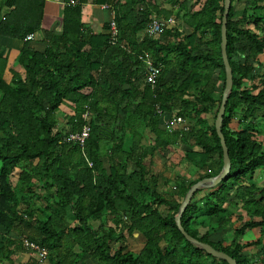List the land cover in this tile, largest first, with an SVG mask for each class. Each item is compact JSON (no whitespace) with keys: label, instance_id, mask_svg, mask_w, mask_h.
Returning <instances> with one entry per match:
<instances>
[{"label":"trees","instance_id":"1","mask_svg":"<svg viewBox=\"0 0 264 264\" xmlns=\"http://www.w3.org/2000/svg\"><path fill=\"white\" fill-rule=\"evenodd\" d=\"M79 1L67 0L61 33L44 50L23 45L11 79L0 74V263L13 264L18 250L29 253L26 239L46 250L45 260L33 255L28 264H228L194 247L174 222L189 186L222 165L214 118L225 78L223 0H164L169 9L151 0H103L114 12V42L109 22L100 33L82 28ZM235 1L243 6L236 8ZM41 14L18 36L35 31ZM155 15H174L183 28L176 24L162 38H139ZM226 37L233 82L221 132L230 171L211 189L194 192L181 225L237 264H264V184L254 177L264 171L258 139V124L264 125V0H231ZM144 53L161 65L155 85L145 82ZM66 102L71 111L60 109ZM173 115L184 119L185 128L165 127ZM84 124L89 134L83 145L68 139ZM172 148L203 172L187 180L147 169L148 157H164ZM161 185L170 188L162 191ZM96 220L97 227L91 223ZM251 229L257 236L240 241ZM124 231L143 237L138 252L127 249ZM226 231L232 234L228 243L215 239ZM246 246L259 251L250 255Z\"/></svg>","mask_w":264,"mask_h":264},{"label":"crops","instance_id":"2","mask_svg":"<svg viewBox=\"0 0 264 264\" xmlns=\"http://www.w3.org/2000/svg\"><path fill=\"white\" fill-rule=\"evenodd\" d=\"M151 1L159 5L163 3L164 9L170 8L168 4L164 3V0ZM79 2L81 6L80 22L82 23V28L91 33L103 32L106 22H109L111 19V13L113 12L111 5L103 0H81ZM103 4H109L110 8H104ZM66 6L67 0H0V74L6 81L11 79V69L16 64L23 45L27 44L33 50L42 51L46 48L52 35L61 33L63 12ZM141 7L143 5H140ZM40 10L42 14L39 17L41 19L38 22L39 27L32 33L26 34L32 37L27 39L26 35L25 37L18 36L20 35L19 31L22 30H19L21 26L22 28H26L27 26L35 25L34 20ZM169 17L176 21L174 15H170ZM176 24H180L181 29L183 28L179 20L176 21ZM176 24L174 22L173 25L175 26ZM11 26L12 28H9ZM12 31H18L17 35L12 34ZM143 35H145L144 30L140 33L139 38ZM156 38H162V36L160 35ZM19 72L23 74L24 69L19 68ZM61 105L67 107L73 104L66 102ZM184 124L187 125L186 122ZM256 176L254 173L255 178ZM32 256L26 250H18L11 255V260L13 264H28ZM0 264H9V262L3 261Z\"/></svg>","mask_w":264,"mask_h":264},{"label":"water","instance_id":"3","mask_svg":"<svg viewBox=\"0 0 264 264\" xmlns=\"http://www.w3.org/2000/svg\"><path fill=\"white\" fill-rule=\"evenodd\" d=\"M230 4H231V0H223V13L221 16V24H220V54L223 63L225 78H224V86L221 93L220 103L214 118V129L219 138L220 146L222 149V156H221L222 165L219 172L216 175L203 177L189 186V188L185 192L179 204L176 214L174 215V222L178 230L184 236V238L188 242H190L194 247L205 251L208 255H211L212 257L223 259L228 264H237L236 260L231 256H229L227 253L217 250L213 248L210 244L199 241L198 239L189 235L181 225V215L185 210L187 204L189 203L194 192H196L199 189H211L217 183H219L223 178H225L228 172L230 171L231 162L228 155V149L225 144V139L221 132L222 116L225 111V104L231 92L232 82H233L232 70L226 53V44H227L226 22H227V14L229 11Z\"/></svg>","mask_w":264,"mask_h":264},{"label":"rangeland","instance_id":"4","mask_svg":"<svg viewBox=\"0 0 264 264\" xmlns=\"http://www.w3.org/2000/svg\"><path fill=\"white\" fill-rule=\"evenodd\" d=\"M193 0H187V2L189 4L192 3ZM234 5L236 8H240L243 6L242 1H235ZM176 18V17H175ZM175 20V19H174ZM177 21V19H176ZM176 21L175 24H176ZM186 31L187 28L185 27ZM264 55L259 56L260 60H263ZM61 110L67 111L68 107L61 105L60 106ZM69 111H71L69 109ZM209 117V121H211V117L210 115H208ZM237 119L238 116L233 119L231 126L234 128L238 127L237 124ZM58 121H59V125L60 127L62 125H64V123H62V120L60 118V114L58 113ZM259 122V121H258ZM259 127L263 128V134H261V136H258V139H260L263 144H264V125L262 124H258ZM164 157H161L160 155H158L157 153L153 156V157H148V159L146 160V165H147V169L150 170V172L152 173H162L163 175L167 176H171L172 174H178L180 176H184L187 180H190L191 178H193V176H197L200 175L203 170L200 168H195L194 166L190 165L188 162H186V160L182 157V149L180 148H172L167 150L164 155ZM258 171L259 172V176H258ZM256 176V182L258 184H263L264 183V171L262 168L257 169L255 171ZM169 185H167V187L165 185H161L162 191L166 192L169 189ZM234 218V217H233ZM246 218V217H245ZM91 223L97 227L99 224V221H91ZM110 224V223H108ZM238 224V222H237ZM257 229H251V230H247L241 237H239V240L242 242H248L252 239H254L257 236ZM124 234L125 231H124ZM215 239H221L224 240L225 243H228L230 238L232 237V234L230 231H226V232H221V233H216L214 234ZM127 249L132 250V252L136 253L138 252V250L142 247L143 245V237L141 235H139L138 233L133 234L132 236H129L126 234V242H125ZM256 251H259V248H256L254 246H246L244 248V252L252 255L253 253H255ZM255 260V258H254ZM252 264H257V263H252Z\"/></svg>","mask_w":264,"mask_h":264},{"label":"built area","instance_id":"5","mask_svg":"<svg viewBox=\"0 0 264 264\" xmlns=\"http://www.w3.org/2000/svg\"><path fill=\"white\" fill-rule=\"evenodd\" d=\"M68 4L76 5L77 0H68ZM104 8H110L109 4H103ZM174 24V19L171 17L167 19H162L157 16H152L148 23L146 24V27L144 29L145 34L156 38L160 35H162L165 28L172 27ZM174 26V25H173ZM109 38L111 42L115 41L116 35H117V27L116 23L114 21L113 12L111 13V19L109 21ZM31 35H26L27 39H30ZM140 59L143 61L144 66V78L145 82L149 85H155L158 75L161 71V65L155 64L153 61L152 55L148 53H144L143 55L139 56ZM158 108V107H157ZM83 117L86 118L87 114L84 113ZM184 119L181 116H175L173 115L171 118L165 120V127L170 130L176 125H180L185 128L186 124H184ZM89 134V126L87 124H84L81 128L80 133H72L69 135L68 139H75L79 142L80 145L84 144L85 139L88 137ZM90 165V162H89ZM23 246L29 251L30 254L35 255L39 260L43 261L46 258V250L43 247H40L36 243H33L31 241H28L26 239L22 240Z\"/></svg>","mask_w":264,"mask_h":264}]
</instances>
